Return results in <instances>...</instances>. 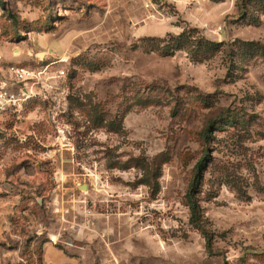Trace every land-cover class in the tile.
Listing matches in <instances>:
<instances>
[{
	"label": "rangeland",
	"instance_id": "obj_1",
	"mask_svg": "<svg viewBox=\"0 0 264 264\" xmlns=\"http://www.w3.org/2000/svg\"><path fill=\"white\" fill-rule=\"evenodd\" d=\"M9 64L0 264H264V0H0Z\"/></svg>",
	"mask_w": 264,
	"mask_h": 264
},
{
	"label": "built area",
	"instance_id": "obj_2",
	"mask_svg": "<svg viewBox=\"0 0 264 264\" xmlns=\"http://www.w3.org/2000/svg\"><path fill=\"white\" fill-rule=\"evenodd\" d=\"M42 70H35L21 65L9 64L4 78H0V114L11 110L19 111L23 103L33 93V88L41 81ZM29 84L13 90L11 84Z\"/></svg>",
	"mask_w": 264,
	"mask_h": 264
},
{
	"label": "trees",
	"instance_id": "obj_3",
	"mask_svg": "<svg viewBox=\"0 0 264 264\" xmlns=\"http://www.w3.org/2000/svg\"><path fill=\"white\" fill-rule=\"evenodd\" d=\"M213 45L218 46L217 43H213ZM209 155L205 154L196 164L195 177L190 185V188L187 193L188 205L190 208L191 216L190 221L194 224L196 228H198L206 237L208 247H211L213 237L211 231L207 229L203 220V214L201 210V205L197 196L198 188L201 184L203 170L208 161Z\"/></svg>",
	"mask_w": 264,
	"mask_h": 264
},
{
	"label": "crops",
	"instance_id": "obj_4",
	"mask_svg": "<svg viewBox=\"0 0 264 264\" xmlns=\"http://www.w3.org/2000/svg\"><path fill=\"white\" fill-rule=\"evenodd\" d=\"M5 113V112H4ZM49 249H51L50 251H53V248L52 247H50Z\"/></svg>",
	"mask_w": 264,
	"mask_h": 264
},
{
	"label": "bare ground",
	"instance_id": "obj_5",
	"mask_svg": "<svg viewBox=\"0 0 264 264\" xmlns=\"http://www.w3.org/2000/svg\"><path fill=\"white\" fill-rule=\"evenodd\" d=\"M44 53H42V55H43Z\"/></svg>",
	"mask_w": 264,
	"mask_h": 264
}]
</instances>
